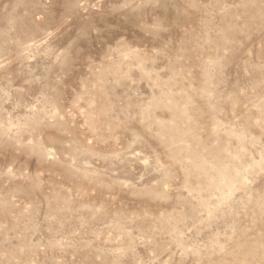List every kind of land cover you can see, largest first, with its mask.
<instances>
[{
    "label": "rangeland",
    "instance_id": "obj_1",
    "mask_svg": "<svg viewBox=\"0 0 264 264\" xmlns=\"http://www.w3.org/2000/svg\"><path fill=\"white\" fill-rule=\"evenodd\" d=\"M0 264H264V0H0Z\"/></svg>",
    "mask_w": 264,
    "mask_h": 264
}]
</instances>
